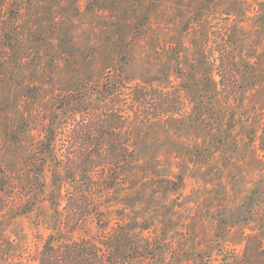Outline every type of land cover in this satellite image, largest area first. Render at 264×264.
I'll use <instances>...</instances> for the list:
<instances>
[{"label": "rangeland", "instance_id": "374dc122", "mask_svg": "<svg viewBox=\"0 0 264 264\" xmlns=\"http://www.w3.org/2000/svg\"><path fill=\"white\" fill-rule=\"evenodd\" d=\"M212 27L217 33L230 28L247 53H261L264 0H0V185L13 192L0 212V259L9 253L13 264H35L38 247L61 220V205L33 198L30 212L16 214L28 207L19 193L30 184L37 118L51 114L58 92L99 82L113 67L134 82L155 76L163 87H184L181 116L143 119L126 110L140 155L134 177L155 180L154 169L160 178L182 179L176 191L156 195L162 216L138 207L153 218L144 236L166 234L157 264H185L191 254L208 252L217 215L241 210L251 191V220L233 225L221 247L241 253L250 232L264 244V156L245 135L250 127L258 134L264 117V59L254 66L257 82L244 95L236 116L241 121L218 144L211 114L229 107L219 106L217 76L203 64ZM43 179L50 191L49 174ZM88 232H95L91 225Z\"/></svg>", "mask_w": 264, "mask_h": 264}, {"label": "trees", "instance_id": "16d2710c", "mask_svg": "<svg viewBox=\"0 0 264 264\" xmlns=\"http://www.w3.org/2000/svg\"><path fill=\"white\" fill-rule=\"evenodd\" d=\"M215 30L212 27L202 59L206 73L214 72L217 76L219 106L229 107L221 108L223 115L212 113L214 117L210 118L218 132L214 134L211 129L212 136H220L218 144H222L230 139L240 120L236 116L245 93L257 82L254 66L264 59V50L247 53L245 41L236 32L230 28L223 33ZM183 88L163 87L155 76L134 82L122 67H113L99 82L88 81L79 88L54 95L51 114L36 121L37 135L29 149V187L18 192L27 197L28 207L16 214L30 212L36 203L32 198L47 200L56 208L61 205V220L38 247L35 264L163 262L166 234L152 239L144 236L153 218L145 217L138 207L147 208L150 215L162 216L164 212L156 195L176 191L182 179L160 178L154 169L150 172L156 175L155 180L141 182L134 177L141 168L140 155L132 146L133 134L127 120L130 111L153 120L183 115L186 110ZM213 101L210 98V108ZM245 135L264 156V117L258 134L250 127ZM44 173L49 174L50 191ZM2 175L5 178L6 171ZM148 186L150 190H146ZM10 194L13 192L7 193L4 185H0V212L9 204ZM254 200L255 191H251L241 210L218 214L208 252L191 254L192 260L185 264H264V244L256 232L246 234L241 253L221 247L233 225L251 220ZM88 225L94 228L93 235L89 234ZM2 254L0 264H13L9 253Z\"/></svg>", "mask_w": 264, "mask_h": 264}]
</instances>
